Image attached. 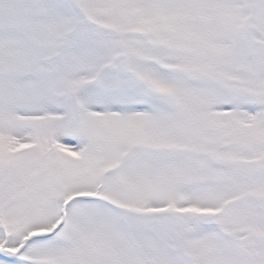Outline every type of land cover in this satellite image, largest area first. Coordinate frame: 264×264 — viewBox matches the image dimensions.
Wrapping results in <instances>:
<instances>
[{
	"label": "snow or ice",
	"instance_id": "1",
	"mask_svg": "<svg viewBox=\"0 0 264 264\" xmlns=\"http://www.w3.org/2000/svg\"><path fill=\"white\" fill-rule=\"evenodd\" d=\"M0 264H264V0H0Z\"/></svg>",
	"mask_w": 264,
	"mask_h": 264
}]
</instances>
